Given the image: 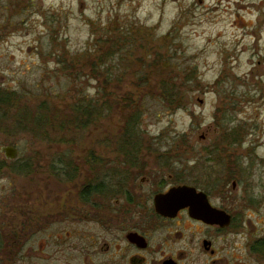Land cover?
I'll return each instance as SVG.
<instances>
[{"label":"rangeland","instance_id":"374dc122","mask_svg":"<svg viewBox=\"0 0 264 264\" xmlns=\"http://www.w3.org/2000/svg\"><path fill=\"white\" fill-rule=\"evenodd\" d=\"M263 59L264 0H0V89L19 97L5 118L0 109V148L19 151L14 162L0 152V207L12 201L15 190L42 192V234L46 251L52 252L56 152H68L75 140L79 150L91 138L124 136L100 108L122 109L121 97L125 108L138 113V137L152 138L158 152L175 148L184 136L201 148L198 138L210 126L213 132L220 107L221 112L234 110V122L226 129H240L237 137L260 143L257 152L264 159ZM85 98L100 102L98 109L87 105L88 111L107 116L40 130L24 123L31 119L28 110L42 103L55 111L80 99L84 104ZM62 141L66 144L57 146ZM24 159L26 174L21 172ZM36 159L43 168L39 181ZM259 164L254 160L252 166L257 190L264 187ZM258 212L264 214V207ZM253 221L257 230L264 229L262 219Z\"/></svg>","mask_w":264,"mask_h":264},{"label":"flooded vegetation","instance_id":"af4514ba","mask_svg":"<svg viewBox=\"0 0 264 264\" xmlns=\"http://www.w3.org/2000/svg\"><path fill=\"white\" fill-rule=\"evenodd\" d=\"M262 64L264 79V59ZM219 109L213 132L210 126L198 138L201 148L184 136L175 148L158 152L152 138L121 136L91 138L79 150L75 140L68 152H56L54 250L46 251L42 234L43 193L15 190L12 201L0 207V241L6 240L0 264H264V229L253 221L264 224L258 212L264 187L258 178L257 190L252 168L254 160L264 168L260 143L226 129L234 110ZM106 114L92 110L88 120ZM36 160L39 181L43 168ZM20 164L22 173L30 172L26 159ZM178 188L182 206L169 199ZM206 207L219 217L198 216ZM249 226L253 232H240Z\"/></svg>","mask_w":264,"mask_h":264},{"label":"trees","instance_id":"16d2710c","mask_svg":"<svg viewBox=\"0 0 264 264\" xmlns=\"http://www.w3.org/2000/svg\"><path fill=\"white\" fill-rule=\"evenodd\" d=\"M107 55H111V52L107 53ZM104 57L105 56H102L100 58V61H102ZM149 78L150 77H148V79ZM13 98L19 99V97H17L15 93H9L5 91L4 88L0 89V109L3 112V118H5L6 113L8 112L7 108L13 105V102H14ZM115 99L118 102H120V99H118L116 96H115ZM165 99H167V97H165ZM85 101H87V98L84 99V104L82 102V99H80L71 105L64 106L63 108L58 109L56 107L55 111H53L52 109L50 110L49 109L50 106L47 103H42L40 104V106H37L35 110H32V111L28 110L29 113H27L26 116L31 117V119L24 123H27V129H32V130H35V129L40 130L43 127L51 123L55 127H56V123H58L62 128H63L62 124L78 125L81 122L88 121V118H89L88 115L90 111H88L87 105L90 106L91 104L92 105L94 104V106H96V105H99L100 103L99 100L97 99H95V102L93 100H89L87 102ZM121 101L123 102V104L120 105L122 106V109L121 108L119 110L116 109V112H114L115 110H112V111L107 110V114L117 121L116 124L118 125L119 131H123L124 137L131 138V137L140 136L141 133L138 127L139 119L138 117H136L138 113H135V109H133L132 107L125 108L124 106L125 100L123 99V97H121ZM106 104L109 105V102H106ZM29 107L26 106V109H28ZM131 112L134 113L135 116L131 118H126V115L128 116ZM24 123H22L21 125V128H20L21 131L25 129ZM38 123L41 125L35 126V124H38ZM32 130H27V131H32ZM241 132L242 130L237 129V135H240ZM61 144H66V142L62 141L58 143L57 146H60ZM0 170H1V167H0Z\"/></svg>","mask_w":264,"mask_h":264},{"label":"water","instance_id":"95a60500","mask_svg":"<svg viewBox=\"0 0 264 264\" xmlns=\"http://www.w3.org/2000/svg\"><path fill=\"white\" fill-rule=\"evenodd\" d=\"M0 152L3 153L5 155V157L9 160L17 159V156L19 154L18 149L14 146H2L0 148ZM182 191H183V188H178V189L173 190L169 195V199L172 202H174L177 199V201L180 203V206H182L183 198H181V196L183 197V194H184V192H182ZM194 211H197V210H194ZM199 211H198V213H199L198 216L203 215L204 219H207L210 216H211L210 218H214V219H215V217H219L216 213H214L215 212L214 210L207 208V207L204 210L201 209ZM224 219H225V221L223 222V220H222L221 225H224V226L228 225L229 217L227 215H224Z\"/></svg>","mask_w":264,"mask_h":264}]
</instances>
